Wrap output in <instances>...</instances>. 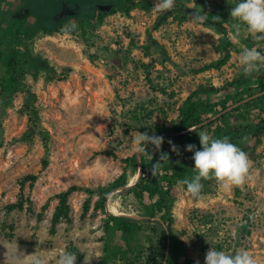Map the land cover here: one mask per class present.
Segmentation results:
<instances>
[{"label": "rangeland", "instance_id": "obj_1", "mask_svg": "<svg viewBox=\"0 0 264 264\" xmlns=\"http://www.w3.org/2000/svg\"><path fill=\"white\" fill-rule=\"evenodd\" d=\"M155 2L149 11L136 8L129 16L120 11L103 22L99 13L121 1L4 0L0 5V33L9 35L16 47L28 45L49 63V68L31 70L27 78L33 92L30 102L39 108L42 123L53 136L49 151L39 137L27 140L23 94H17L13 106L0 112V264H32L34 255L46 264H56L65 250L77 255L75 264H97L105 248L104 219L115 213L112 206L118 208L116 214L129 215L142 225L136 241L147 258L159 245L162 226L155 222L158 219L140 213L133 198L125 205L118 191L122 187L112 189L105 207L99 209L98 194L74 192L70 197L72 221L63 220L52 233L56 196L73 185L93 190L106 187L124 172L131 183L138 176L139 164L124 161L138 155L133 138L141 129L156 132V125L171 126L194 90L222 88L244 75L239 53L247 47L246 39L258 43L263 53L264 40H257L243 25L239 36L235 35L236 21L230 12L237 0L223 4L187 0L188 8H178L177 1L157 28V19L165 11H157ZM195 10L223 22L229 36L205 22L190 23ZM82 18L85 34L78 24ZM71 24L78 26V33L71 40L62 39L61 30ZM151 36L159 45L147 49ZM229 39L235 44L229 61L220 69L198 72L221 57L220 48ZM212 101L219 104L225 97L220 94ZM263 106L264 102L249 114L243 111L241 117L221 123L222 133L231 125L249 127L245 136L252 162L249 181L223 191L215 178L204 179L200 200L186 193L183 180L176 181L173 232L184 244L181 264H188L186 257L191 264H205L211 247L229 253L247 249L258 264H264V134L255 145L251 128ZM46 156L50 163L41 171ZM28 175H38V179L24 181ZM20 199L33 210L6 209ZM88 199L91 206L83 217ZM113 252L109 263L118 264L119 256Z\"/></svg>", "mask_w": 264, "mask_h": 264}, {"label": "trees", "instance_id": "obj_2", "mask_svg": "<svg viewBox=\"0 0 264 264\" xmlns=\"http://www.w3.org/2000/svg\"><path fill=\"white\" fill-rule=\"evenodd\" d=\"M3 1L0 0V5ZM115 1H121L122 4H115L110 9L101 11L98 17L100 22L120 11L129 16L136 8L148 11L153 8V0ZM177 1L178 5L176 6L178 8H188L189 3H187V0ZM212 1L220 4L227 2V0ZM166 12L159 15L157 25L154 28H157L163 21V18L167 17L165 15ZM78 24L85 34V19L82 18ZM205 24L212 25L213 28L224 34L226 38L229 36L228 27L217 18H207ZM45 30L53 31L56 29L45 28ZM26 34L28 35L29 33ZM246 40L248 43L246 44L247 47H256L258 51L263 53L258 43H254L249 39ZM152 45H159V43L151 36L149 37L147 49H150ZM234 45L233 39L227 40L220 48L221 57L216 61L204 65L198 72L212 68H222L229 61L231 47ZM163 51L166 52L164 49ZM147 66L145 64L142 65L144 68ZM47 67H50L48 61L35 54L33 49L28 45H25L24 48L16 47V45L12 44L9 35L0 33V112L13 106L17 94H23L26 101L22 110L28 116L29 122L27 140L32 141L34 138L39 137L46 150L49 151L52 147L53 136L43 125L39 108L30 102L33 92L27 78L31 70H41ZM146 75L147 80L152 83L153 80L150 77V73L146 71ZM248 81L251 83L247 84ZM263 92L264 68L259 73L251 76L242 75L222 88L209 87L207 89H196L183 101L179 107L178 117L172 121L171 126L156 125V132H152L144 127L141 129V133L147 132L149 136L163 134L161 136L164 138L163 143L158 150L151 144L146 145V150H150L152 153V159L141 155L143 169L139 181L132 187L121 191L120 195L124 196V204L130 198H133L140 213L150 219H158L155 222L162 226L159 245L154 249L153 255L147 258L143 252L142 245L136 241L139 232L143 229L142 225L132 217L110 213L104 219V231L106 233L105 248L104 254L97 264H110V250H113L114 254H118V264H181L184 244L173 232L174 218L172 205L174 195L172 190L177 180H184L190 173L196 172L192 159L193 152L187 151L186 146L192 144L199 150L201 145L198 134L200 131H207L214 138L228 137L232 143L237 144L247 152L249 145H247L246 140L243 138H245L249 127L247 125H231L228 127L226 133H222L221 123L226 122L229 118L237 119V117H241L243 111L249 114V111L254 106L264 102V95L255 97L257 94ZM220 94L225 97V101L219 104L214 103L212 101L213 97ZM251 128L253 129L252 138H254L255 145H257L261 142V136L264 134V106L256 112ZM169 141H171V144ZM173 145L176 147V151L173 150ZM162 153L168 155L169 161H161L156 175L153 176L151 171L152 165L159 161ZM124 162L128 165H138V155L134 154L125 159ZM49 163V157L46 156L43 160L41 171L45 170L49 166ZM37 179L38 175H28L24 181L30 180L34 182ZM128 182L127 173L124 172L106 187L97 190L73 185L61 191L56 196L58 204L53 214L51 232L55 233L57 225L63 220L67 222L72 221L70 197L74 192L84 190L90 194H98L99 199L96 203V209H99L105 207L108 194L112 189L126 186ZM47 205L49 204L47 203ZM90 206L91 201L88 199L84 204L83 217L88 214ZM26 208L31 211L33 210L29 205L26 207V202L23 199L10 203L6 207L9 211L16 209L24 210ZM42 215L43 212L39 216L41 217ZM164 225L170 230V241L168 233L163 227ZM114 243L115 246L113 247ZM169 245L170 251L167 254ZM185 260L188 264H191L188 257Z\"/></svg>", "mask_w": 264, "mask_h": 264}, {"label": "clouds", "instance_id": "obj_3", "mask_svg": "<svg viewBox=\"0 0 264 264\" xmlns=\"http://www.w3.org/2000/svg\"><path fill=\"white\" fill-rule=\"evenodd\" d=\"M176 3L177 0H156L154 7L160 12L170 11ZM205 14L195 10L191 14L189 22L193 25L202 24L207 19ZM230 16L236 21L233 28L237 37L243 25L250 34L256 36L257 40H264V0H237L231 9ZM77 33L78 26L71 24L61 30L60 36L64 40H71ZM239 64L242 66L245 76L259 73L264 68V53L258 51L256 47H242L239 53ZM198 136L201 145L199 150L192 144L186 146L187 151L193 152L192 159L196 174L191 179H184L180 182L186 193L193 199H203L202 180L204 179L215 178L223 191H230L233 187L242 186L251 179L252 162L241 147L232 143L226 136L214 138L207 131H200ZM163 139L156 135L149 136L147 132H139L133 138V143L137 146L138 160L140 155L152 159V153L150 150H146V145L151 144L158 150ZM169 143L171 144V141ZM173 150H177L174 145ZM164 160L169 161V157L162 153L159 161L152 165L153 176L156 175L160 162ZM76 257L75 253L65 250L58 256L56 264H75ZM32 264H46V261L44 258L34 255ZM205 264H258V261L247 249L229 253L211 247L206 253Z\"/></svg>", "mask_w": 264, "mask_h": 264}, {"label": "water", "instance_id": "obj_4", "mask_svg": "<svg viewBox=\"0 0 264 264\" xmlns=\"http://www.w3.org/2000/svg\"><path fill=\"white\" fill-rule=\"evenodd\" d=\"M138 163H139V172H138V176H137L136 181H135L134 183H129L128 185L123 186L121 189H118V191H123L124 189H128L129 187H132L133 185H135V184L138 182V180L140 179V176H141V174H142V169H143L142 162H141L140 159L138 160ZM113 214H115V215H120V214H116V213H113ZM121 215H123V214H121ZM123 216H129V215H123ZM129 217H131V216H129ZM153 219H156V218H153ZM164 226H165V225H164ZM165 229H166V231H167V233H168V238H169V241H170V240H171L170 230L168 229L167 226H165ZM169 248H170V245H169ZM167 256H168V255H167Z\"/></svg>", "mask_w": 264, "mask_h": 264}, {"label": "bare ground", "instance_id": "obj_5", "mask_svg": "<svg viewBox=\"0 0 264 264\" xmlns=\"http://www.w3.org/2000/svg\"><path fill=\"white\" fill-rule=\"evenodd\" d=\"M136 179H137V176H135V177L132 179L131 183H134V182L136 181ZM111 210H112L113 212H115V213H119V210H118V208H117L116 206H112V207H111Z\"/></svg>", "mask_w": 264, "mask_h": 264}]
</instances>
